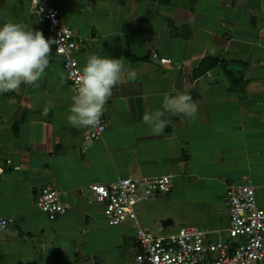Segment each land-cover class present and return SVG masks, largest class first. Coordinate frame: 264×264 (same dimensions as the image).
<instances>
[{
	"label": "crops",
	"instance_id": "obj_1",
	"mask_svg": "<svg viewBox=\"0 0 264 264\" xmlns=\"http://www.w3.org/2000/svg\"><path fill=\"white\" fill-rule=\"evenodd\" d=\"M50 1L75 33L80 71L91 54L121 58L126 71L90 143L68 123L75 94L53 44L38 87L0 93V264H135L134 222L109 225L93 183L170 176L164 194L135 207L153 234L166 206L191 212L202 230L225 228L228 185H252L264 210V0ZM9 20L53 40L30 0H0V24ZM182 91L196 116L165 113L152 134L142 116ZM47 187L69 205L54 219L36 206Z\"/></svg>",
	"mask_w": 264,
	"mask_h": 264
},
{
	"label": "built area",
	"instance_id": "obj_2",
	"mask_svg": "<svg viewBox=\"0 0 264 264\" xmlns=\"http://www.w3.org/2000/svg\"><path fill=\"white\" fill-rule=\"evenodd\" d=\"M30 8L39 20L47 23L55 41L54 51L63 57L66 78L76 94L81 71L71 55L78 46L74 31L62 22L50 0H30ZM167 61L159 59L161 63ZM105 127L101 118L99 126L86 128L85 143L99 139ZM2 170L0 167V173ZM169 184L170 176H159L118 178L110 184L89 185L93 199L103 205V215L109 225L134 222L135 264H264V210L257 206L252 185L227 186L224 199L228 224L225 228L202 230L187 226L175 233L156 235L139 226L135 207L165 193ZM36 206L49 219L63 214L69 207L49 187L38 191ZM7 226V218L0 216V232Z\"/></svg>",
	"mask_w": 264,
	"mask_h": 264
},
{
	"label": "clouds",
	"instance_id": "obj_3",
	"mask_svg": "<svg viewBox=\"0 0 264 264\" xmlns=\"http://www.w3.org/2000/svg\"><path fill=\"white\" fill-rule=\"evenodd\" d=\"M53 43L41 31H33L22 23L9 20L0 24V93L18 92L21 84L38 87L49 66ZM125 71L121 58L89 55L76 82V94L67 116L69 125L78 129L99 126L113 88L121 82ZM128 74L135 79V71L128 70ZM49 110L45 107L42 114L46 116ZM197 112L198 105L187 91L165 93L161 108L145 113L142 122L152 134L159 135L167 126V121L162 119L165 113L195 117Z\"/></svg>",
	"mask_w": 264,
	"mask_h": 264
},
{
	"label": "rangeland",
	"instance_id": "obj_4",
	"mask_svg": "<svg viewBox=\"0 0 264 264\" xmlns=\"http://www.w3.org/2000/svg\"><path fill=\"white\" fill-rule=\"evenodd\" d=\"M147 200L143 201V203L149 202ZM160 211L161 213L159 217L161 220L160 223H161L162 229L160 232L155 233L157 235L175 233L182 227H187V226H194L199 229H202V227H205L203 226V224H200L199 222H195L197 221L198 217H196L191 212L185 213V211H181V210L177 211L175 210L174 207L172 210H170L167 206L164 208H161ZM222 221H223L222 224L225 225L226 221L225 220H222ZM150 222H153V219H150ZM151 228H153V223H152Z\"/></svg>",
	"mask_w": 264,
	"mask_h": 264
}]
</instances>
